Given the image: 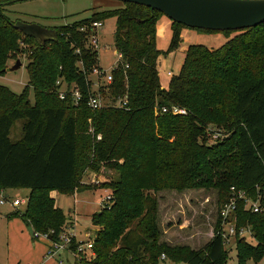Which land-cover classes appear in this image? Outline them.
<instances>
[{"label": "trees", "instance_id": "obj_1", "mask_svg": "<svg viewBox=\"0 0 264 264\" xmlns=\"http://www.w3.org/2000/svg\"><path fill=\"white\" fill-rule=\"evenodd\" d=\"M4 3L0 0V74L9 59L25 54L29 76L22 93L0 84V190H30L25 211L8 217L21 215L34 233L56 241L70 223L50 191L71 195L109 189V202L91 219L95 255L78 252L82 242L73 237L75 264H161L163 254L170 262L226 264L229 249L218 234L200 249L162 240L158 193L217 191L215 232L232 187L253 198L264 194V23L239 30L194 28L228 37L237 33L217 48L183 47L179 72L164 86L163 55L181 47L188 26L172 20L169 47L159 49L163 12L124 2L120 8L48 27L57 38L41 45L15 28ZM111 17L116 18V45L123 58L111 71L112 83L95 90L90 74L98 67L99 53L88 46V36L94 22ZM58 80L78 88L82 100L62 99ZM91 96L113 102L126 96L128 108H92ZM172 106L187 113L174 114ZM165 107L169 110L163 112ZM20 119L25 120L23 136L14 141L10 134ZM88 172L106 179L87 184ZM237 214L240 224L253 226L259 241L237 240L239 262L261 259L264 210L252 213L239 203Z\"/></svg>", "mask_w": 264, "mask_h": 264}, {"label": "rangeland", "instance_id": "obj_2", "mask_svg": "<svg viewBox=\"0 0 264 264\" xmlns=\"http://www.w3.org/2000/svg\"><path fill=\"white\" fill-rule=\"evenodd\" d=\"M5 2L7 14L13 21L36 23L45 27L61 26L87 18L95 11L120 8L124 6L119 0H1ZM99 28L98 63L97 66L106 72H111L119 62L116 45V18L111 17L103 21ZM173 21L163 15L158 23L157 46L166 50L172 39ZM230 37L224 33H206L194 28L186 27L182 30L183 42L181 47L169 54L163 55L160 75L164 86L168 85L170 75L168 71L177 74L184 59L183 47L191 44H204L209 47H220ZM20 58L22 65L17 70H12L16 60ZM28 59L25 54H18L16 58L9 59L5 72L0 74V84L9 87L15 93H22L29 81L27 71ZM90 79L94 81V89H98V83L105 84L103 80L93 73ZM30 100L35 102L34 91L30 90ZM23 119L17 120L10 134L12 140L17 141L23 136ZM94 174L84 177L87 184H98ZM108 175L114 177L113 172ZM101 180L105 177L99 176ZM8 200L0 204V264H75V255L69 251L55 256H49L48 252L53 248V241L45 237L33 236L29 225L21 215L8 217L1 213L8 211L23 213L27 202L18 207L12 206L16 198L28 200L29 189H9ZM109 189H83L71 195L61 194L58 191H50L49 197L56 198V204L64 209L70 224L71 231L82 241L88 240V235H95L96 230L92 226V215L99 211L104 203L110 200ZM160 207V226L163 231L162 240L171 245H188L194 249L204 247L212 239V231L215 227L218 211V192L215 190H186V191H162L158 193ZM88 233V235H86ZM236 248L232 250L233 264L238 261L235 257ZM83 256L91 257V252H85ZM249 264V263H246Z\"/></svg>", "mask_w": 264, "mask_h": 264}, {"label": "built area", "instance_id": "obj_3", "mask_svg": "<svg viewBox=\"0 0 264 264\" xmlns=\"http://www.w3.org/2000/svg\"><path fill=\"white\" fill-rule=\"evenodd\" d=\"M104 25L103 21H96L92 24L91 33L88 36V46L97 49L98 50V44H99V28ZM82 31H87V28L83 26L81 28ZM79 52V50H77ZM117 56L119 58V62L122 60L123 56L118 51ZM119 62L117 63L116 67L118 66ZM115 67V68H116ZM93 74L97 75L99 77V81L103 80L105 84H111L113 81V76L111 72H106L100 67H94ZM168 74L171 76L173 72L168 71ZM58 85H61V88L59 89V96L62 99H65L68 97V95H71L74 99V102L76 104L79 103L80 100H82V94L78 88L75 86L68 87L65 82H62L61 80H58ZM100 86V82L98 83V87ZM88 104L92 108H101L104 106H114L117 108H128V99L126 96L119 98L117 101H107L99 96H91L88 100ZM168 108H163V112L168 111ZM171 112L174 114H185L187 111L184 108L178 107V106H172L170 108ZM217 137L214 135V138ZM259 190V188H258ZM7 191L0 190V204H5L8 200ZM264 194L258 193L257 198H253L251 196H248L246 191H236L234 187H232V195L230 199L222 206V208L219 211V217L221 218V225L218 228L217 232H215V227L212 231V238L215 235H220L223 245L226 249H229V257L226 262V264H233L231 262L233 256H232V250L233 247L236 248V254L235 257L237 259L236 264H242L239 262V254H238V248H237V240L239 238H245L249 243L253 245H257L259 243L258 239L256 238L255 230L251 224H240L239 223V216L237 214L239 203H243L246 210L252 212V213H261L264 210ZM26 199H14L12 201L13 207H18L20 204L27 202ZM74 225H69L68 228L61 234L60 238L56 241H53V248L49 250L48 255L49 256H55L59 254H63L65 251H69L75 255V252L71 249V243L72 238L76 237V234L71 231V228H73ZM37 237L40 236L39 233H34ZM88 235V234H87ZM45 237L48 238L47 234H44ZM95 235H88L87 241H81L82 243L78 246V252L85 253V252H91V256L95 255L93 251L94 246V238ZM63 262L61 261L60 264ZM246 263L249 264H264V255L261 257V259L256 260L253 257H250L246 260ZM161 264H188L184 262H170L166 259V255H162V262Z\"/></svg>", "mask_w": 264, "mask_h": 264}, {"label": "water", "instance_id": "obj_4", "mask_svg": "<svg viewBox=\"0 0 264 264\" xmlns=\"http://www.w3.org/2000/svg\"><path fill=\"white\" fill-rule=\"evenodd\" d=\"M15 0H12V2ZM133 2L163 12L171 20L190 28L209 30H239L258 26L264 23V0H119ZM15 28L36 38L44 45L57 38L56 31L36 24L16 21ZM18 58L12 70L21 67ZM101 213V211H99ZM30 233L34 229L29 226Z\"/></svg>", "mask_w": 264, "mask_h": 264}, {"label": "crops", "instance_id": "obj_5", "mask_svg": "<svg viewBox=\"0 0 264 264\" xmlns=\"http://www.w3.org/2000/svg\"><path fill=\"white\" fill-rule=\"evenodd\" d=\"M94 174L93 175V177H94V179L95 178H97V183H99V182H102L103 180H101L100 178H99V176L96 174V173H94V172H88L87 174H86V176L88 175V174ZM84 181V180H83ZM85 182V181H84ZM85 183H87V182H85ZM7 196H8V194H7ZM56 199V198H55ZM56 202H57V200H56ZM58 204V203H57ZM57 206H59V205H57ZM60 207V206H59ZM62 208V207H61ZM63 209V208H62ZM4 212H6V213H1V216L3 217V215H6V216H8L11 212H9V210L8 211H4ZM70 225H73V224H70ZM88 234V233H87ZM86 234V235H87ZM34 236V235H33ZM76 238H77V236H76ZM78 239V238H77ZM79 240V239H78ZM79 241H82V240H79ZM61 262V261H60Z\"/></svg>", "mask_w": 264, "mask_h": 264}]
</instances>
